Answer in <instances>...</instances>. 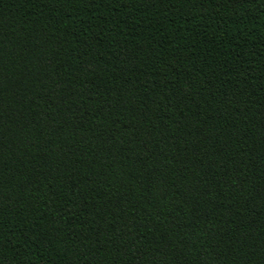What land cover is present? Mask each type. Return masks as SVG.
Listing matches in <instances>:
<instances>
[{"label":"trees","instance_id":"obj_1","mask_svg":"<svg viewBox=\"0 0 264 264\" xmlns=\"http://www.w3.org/2000/svg\"><path fill=\"white\" fill-rule=\"evenodd\" d=\"M0 264H264V0H0Z\"/></svg>","mask_w":264,"mask_h":264}]
</instances>
